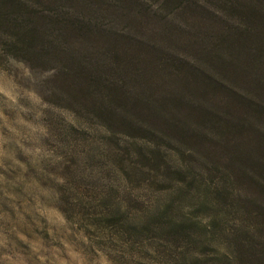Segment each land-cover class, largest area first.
Here are the masks:
<instances>
[{
	"label": "rangeland",
	"instance_id": "1",
	"mask_svg": "<svg viewBox=\"0 0 264 264\" xmlns=\"http://www.w3.org/2000/svg\"><path fill=\"white\" fill-rule=\"evenodd\" d=\"M192 2L82 96L0 34V264H264V0Z\"/></svg>",
	"mask_w": 264,
	"mask_h": 264
},
{
	"label": "trees",
	"instance_id": "2",
	"mask_svg": "<svg viewBox=\"0 0 264 264\" xmlns=\"http://www.w3.org/2000/svg\"><path fill=\"white\" fill-rule=\"evenodd\" d=\"M191 3L192 0H0V34L15 42L12 53L30 67H35L37 61L43 69L55 68V78L63 82L65 73L76 75L67 79V85L82 96L90 92L89 73H103L101 66L109 69V65L132 71L148 54L141 46L160 50L156 39L160 28L164 36L160 41L165 38V42L171 34L170 25L184 31L176 21L190 11ZM63 54L72 58H63L71 65L58 62ZM47 57L58 64H50ZM103 57L117 60L107 64Z\"/></svg>",
	"mask_w": 264,
	"mask_h": 264
}]
</instances>
